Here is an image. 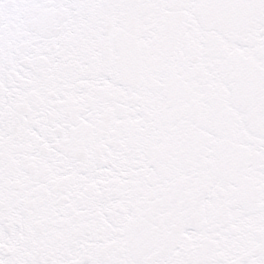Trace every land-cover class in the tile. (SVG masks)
Returning a JSON list of instances; mask_svg holds the SVG:
<instances>
[{
    "label": "snow or ice",
    "instance_id": "1",
    "mask_svg": "<svg viewBox=\"0 0 264 264\" xmlns=\"http://www.w3.org/2000/svg\"><path fill=\"white\" fill-rule=\"evenodd\" d=\"M0 264H264V0H0Z\"/></svg>",
    "mask_w": 264,
    "mask_h": 264
}]
</instances>
